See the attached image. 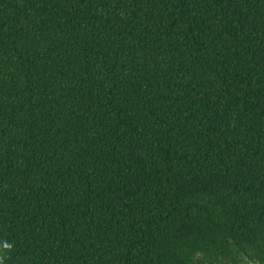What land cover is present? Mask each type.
Here are the masks:
<instances>
[{
    "label": "trees",
    "instance_id": "trees-1",
    "mask_svg": "<svg viewBox=\"0 0 264 264\" xmlns=\"http://www.w3.org/2000/svg\"><path fill=\"white\" fill-rule=\"evenodd\" d=\"M0 255L264 264V0H0Z\"/></svg>",
    "mask_w": 264,
    "mask_h": 264
},
{
    "label": "clouds",
    "instance_id": "clouds-1",
    "mask_svg": "<svg viewBox=\"0 0 264 264\" xmlns=\"http://www.w3.org/2000/svg\"><path fill=\"white\" fill-rule=\"evenodd\" d=\"M11 245L8 244V243H5L4 244V251L5 252H8V251H11ZM8 257H5L3 255H0V264H5V259H7Z\"/></svg>",
    "mask_w": 264,
    "mask_h": 264
}]
</instances>
